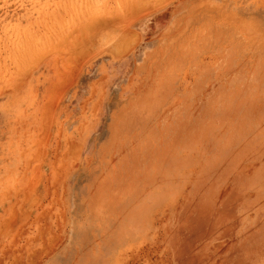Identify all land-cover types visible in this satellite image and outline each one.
<instances>
[{
  "label": "rangeland",
  "instance_id": "rangeland-1",
  "mask_svg": "<svg viewBox=\"0 0 264 264\" xmlns=\"http://www.w3.org/2000/svg\"><path fill=\"white\" fill-rule=\"evenodd\" d=\"M0 264H264V0H0Z\"/></svg>",
  "mask_w": 264,
  "mask_h": 264
},
{
  "label": "bare ground",
  "instance_id": "bare-ground-1",
  "mask_svg": "<svg viewBox=\"0 0 264 264\" xmlns=\"http://www.w3.org/2000/svg\"><path fill=\"white\" fill-rule=\"evenodd\" d=\"M112 161V160H111ZM24 189V188H23ZM54 194H56V192L54 193ZM62 195V194H61ZM48 196V195H47ZM59 212V211H58ZM56 216V215H55ZM220 243V242H219ZM222 243V242H221ZM220 249V248H219ZM33 257V256H32Z\"/></svg>",
  "mask_w": 264,
  "mask_h": 264
}]
</instances>
